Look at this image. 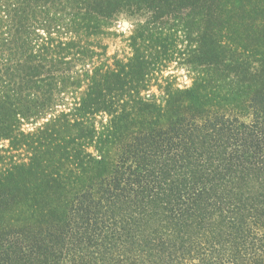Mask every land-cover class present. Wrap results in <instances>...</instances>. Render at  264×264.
<instances>
[{"label":"trees","instance_id":"16d2710c","mask_svg":"<svg viewBox=\"0 0 264 264\" xmlns=\"http://www.w3.org/2000/svg\"><path fill=\"white\" fill-rule=\"evenodd\" d=\"M127 1L0 0V264H264V93L192 50L152 92L177 44L108 56Z\"/></svg>","mask_w":264,"mask_h":264},{"label":"rangeland","instance_id":"374dc122","mask_svg":"<svg viewBox=\"0 0 264 264\" xmlns=\"http://www.w3.org/2000/svg\"><path fill=\"white\" fill-rule=\"evenodd\" d=\"M127 2L125 8L114 14L110 30L114 36L104 40L108 56L117 52L121 56L129 55L128 37L135 27L161 30L177 44L175 59L153 67L152 92L160 94L159 87H163L165 81L179 89L190 84L182 58L192 50L197 67L221 73L231 78L233 84L247 85L252 95L264 93V0ZM250 106L249 99H244L228 114L249 124L253 113L260 109Z\"/></svg>","mask_w":264,"mask_h":264}]
</instances>
